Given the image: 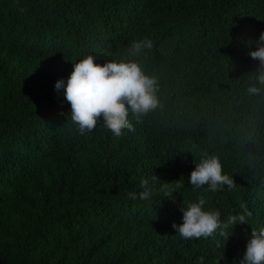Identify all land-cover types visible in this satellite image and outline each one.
Returning a JSON list of instances; mask_svg holds the SVG:
<instances>
[{
  "label": "trees",
  "instance_id": "1",
  "mask_svg": "<svg viewBox=\"0 0 264 264\" xmlns=\"http://www.w3.org/2000/svg\"><path fill=\"white\" fill-rule=\"evenodd\" d=\"M261 32L264 0H0V264H238L264 226V92H248ZM143 37L153 47L131 56ZM89 53L135 59L158 82V107L119 137L78 133L55 90ZM213 155L233 187L194 189ZM201 195L248 223L183 239L172 224Z\"/></svg>",
  "mask_w": 264,
  "mask_h": 264
},
{
  "label": "clouds",
  "instance_id": "2",
  "mask_svg": "<svg viewBox=\"0 0 264 264\" xmlns=\"http://www.w3.org/2000/svg\"><path fill=\"white\" fill-rule=\"evenodd\" d=\"M259 46L250 51V56L260 63L257 85L248 88L250 94L264 92V32L259 36ZM153 41L149 37L133 40L130 55L139 56L144 50L151 49ZM97 57L91 53L73 63V70L65 79L61 77L55 83V90L62 93L63 101L70 104L69 114L75 130L83 135L92 132L98 124H103L115 137L124 130H134L130 117L140 118L155 110L159 105L157 96L158 82L143 70L142 64L135 59L109 60L103 64L95 62ZM160 179L149 176L141 179L139 199L148 200ZM180 181V180H178ZM194 189L216 192L225 185L233 187V179L223 172L217 156H207L195 163L188 178ZM184 182L173 185L167 183L163 191L171 195L184 188ZM132 199L137 193L131 194ZM182 223H173L172 228L186 240L215 237L219 235L226 241L230 235L228 229L237 224H247L251 213L245 211L230 215L227 221L221 219L217 208H207L204 197L198 196L181 207ZM238 264H264V226L253 229L246 243V251Z\"/></svg>",
  "mask_w": 264,
  "mask_h": 264
}]
</instances>
